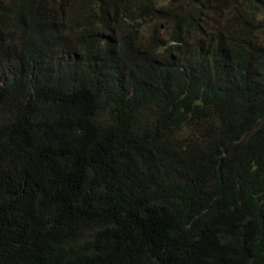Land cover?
Listing matches in <instances>:
<instances>
[{
  "label": "trees",
  "instance_id": "1",
  "mask_svg": "<svg viewBox=\"0 0 264 264\" xmlns=\"http://www.w3.org/2000/svg\"><path fill=\"white\" fill-rule=\"evenodd\" d=\"M159 1L0 0V264H264V0Z\"/></svg>",
  "mask_w": 264,
  "mask_h": 264
},
{
  "label": "rangeland",
  "instance_id": "2",
  "mask_svg": "<svg viewBox=\"0 0 264 264\" xmlns=\"http://www.w3.org/2000/svg\"><path fill=\"white\" fill-rule=\"evenodd\" d=\"M89 0H87V2H88ZM167 0H160L159 1V4H167V2H166ZM158 23V26L160 27V29L161 30H163L160 34L163 36V39H168L169 38V36H167V32H165L164 31V29H165V24L164 23H161V22H157ZM157 26V27H158ZM153 30V28L152 29H150V31H152ZM158 30V28L155 30V31H157ZM154 33V30H153V32L152 33H149V31L148 30H145V31H143V34H144V36L143 37H145V36H149V35H151V34H153ZM187 134H189V131H187ZM186 133H180V134H177L176 136L178 137V139H179V142H178V144L182 147V148H187L186 146H185V144H188V141H186V140H189L190 138H189V136L187 135Z\"/></svg>",
  "mask_w": 264,
  "mask_h": 264
}]
</instances>
